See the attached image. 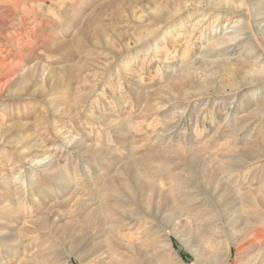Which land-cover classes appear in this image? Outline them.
Here are the masks:
<instances>
[{
  "label": "rangeland",
  "instance_id": "374dc122",
  "mask_svg": "<svg viewBox=\"0 0 264 264\" xmlns=\"http://www.w3.org/2000/svg\"><path fill=\"white\" fill-rule=\"evenodd\" d=\"M7 83L0 264H264V0H0Z\"/></svg>",
  "mask_w": 264,
  "mask_h": 264
},
{
  "label": "bare ground",
  "instance_id": "6f19581e",
  "mask_svg": "<svg viewBox=\"0 0 264 264\" xmlns=\"http://www.w3.org/2000/svg\"><path fill=\"white\" fill-rule=\"evenodd\" d=\"M19 3H21V2H19ZM23 3V2H22ZM12 5H13V3H12ZM16 5H18V4H16ZM15 7H17V6H15ZM25 7H27V6H25ZM19 9H20V7H18ZM18 9V10H19ZM23 10V9H22ZM15 11H16V8H15ZM28 11V10H27ZM32 11V10H31ZM33 12V11H32ZM31 13V12H30ZM22 22H23V20H22ZM3 62V61H2ZM5 64V63H4ZM1 65H3V64H1ZM2 67V66H1ZM7 85H8V83L7 84H5V85H2V86H0V90H2V89H4V88H6L7 87ZM132 197V196H131ZM144 206V205H143ZM171 217V216H170ZM259 230V229H258ZM173 232V231H172ZM171 234V233H170ZM170 234H167V236H165L166 237V239H165V243H166V247H168V250H169V260H168V262H170L171 261V259H173V256H174V254L172 253V248H173V246H172V241H171V235ZM175 234V236H178L179 238H181V240L186 244V246L188 245L190 248H192L193 247V245L194 244H197L198 242H200V237H199V235H193V236H191V233L190 234H188V233H186L185 231H181L180 233H174ZM253 235V234H252ZM213 236V235H212ZM251 236V235H250ZM249 236V237H250ZM260 236V234H259V232L257 231L255 234H254V239L253 240H255V239H257V237H259ZM261 237V236H260ZM234 239V238H233ZM249 239V238H248ZM249 240H251V239H249ZM181 241V242H182ZM200 243H202V242H200ZM242 244V243H241ZM250 244V243H249ZM251 244H253L252 242H251ZM228 245V247H227V249H224L223 251H222V255H223V257H224V263L225 264H231V252H232V247L231 246H234L237 250H239L238 248H240L239 246H240V244L237 242V241H231V243H230V245L229 244H227ZM226 248V247H225ZM200 249V248H199ZM199 249L198 250H196V251H193V253L195 252V257H197V264H201V263H204V259H202V258H204V257H202V256H200V252L201 251H199ZM192 250V249H191ZM241 250H243V249H241ZM248 250V249H247ZM168 252V251H167ZM220 252V251H219ZM202 253H203V251H202ZM221 253V252H220ZM239 254V253H238ZM203 255V254H202ZM220 255V254H219ZM221 255V256H222ZM167 258V257H166ZM222 259V258H221ZM214 260H218L217 259V257H216V259H214ZM178 261V260H177ZM220 261V260H219ZM181 262L180 261H178V263L177 264H180ZM232 264H233V262H232Z\"/></svg>",
  "mask_w": 264,
  "mask_h": 264
}]
</instances>
